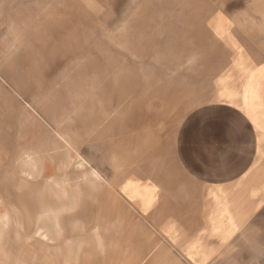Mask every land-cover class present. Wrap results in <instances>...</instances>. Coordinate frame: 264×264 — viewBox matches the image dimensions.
Segmentation results:
<instances>
[{"label": "rangeland", "instance_id": "rangeland-1", "mask_svg": "<svg viewBox=\"0 0 264 264\" xmlns=\"http://www.w3.org/2000/svg\"><path fill=\"white\" fill-rule=\"evenodd\" d=\"M261 63L264 0H0V264H198L185 160Z\"/></svg>", "mask_w": 264, "mask_h": 264}, {"label": "crops", "instance_id": "crops-1", "mask_svg": "<svg viewBox=\"0 0 264 264\" xmlns=\"http://www.w3.org/2000/svg\"><path fill=\"white\" fill-rule=\"evenodd\" d=\"M249 71L238 97L231 104L222 103L236 110L232 121L220 120L217 127L200 132L205 137L196 144L195 155L185 160L189 177L194 179L184 182L188 188L184 197L172 202L174 213L180 219L184 216L183 228L173 221L177 231L173 235L196 236L185 244V251L198 264L212 257L210 244L218 249L243 235L252 238L248 241L253 247L264 237V63ZM242 125L247 127L248 137L240 133ZM206 141L210 150L196 155Z\"/></svg>", "mask_w": 264, "mask_h": 264}]
</instances>
